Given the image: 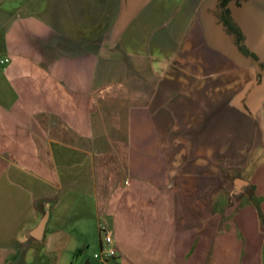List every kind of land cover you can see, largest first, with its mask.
<instances>
[{"label": "crops", "instance_id": "0c3cea01", "mask_svg": "<svg viewBox=\"0 0 264 264\" xmlns=\"http://www.w3.org/2000/svg\"><path fill=\"white\" fill-rule=\"evenodd\" d=\"M217 3L0 0V264H59L74 233L99 264H264V70ZM228 6L264 63V0ZM121 14L124 60L150 56L153 84L100 64ZM238 168L251 196L228 207L205 169L236 188Z\"/></svg>", "mask_w": 264, "mask_h": 264}, {"label": "rangeland", "instance_id": "374dc122", "mask_svg": "<svg viewBox=\"0 0 264 264\" xmlns=\"http://www.w3.org/2000/svg\"><path fill=\"white\" fill-rule=\"evenodd\" d=\"M116 20L117 22L110 26V28L103 34V39L100 40V64H102V67L108 72V79L132 81L145 80L148 85L151 83L153 84L154 81L161 77L153 70V60L150 56L141 58L130 56L128 59L124 60L125 50L123 48L122 32L128 24L123 22L126 20V17L122 14L116 18ZM251 156L252 152L251 147L249 146L248 150L242 153V157L247 160V163L249 162V166H251ZM222 171L223 170H221V172ZM250 172L251 169L249 168L245 173H242V170H239L238 168V181H243L244 184H239L235 188L231 182L225 184L220 182L214 172L210 173L208 169H205L207 177H210V191L224 193L230 200V204L227 205L228 207L233 206L236 202L235 196H237V192L242 191L238 195V197L241 196V198L242 196H251L250 185L247 183V180H245L250 177ZM222 174L227 175L224 171ZM77 235V233H74L72 244L67 251L63 253L59 264H99V262L93 257L94 254L99 251L98 239L95 237V242H91V238L87 233H83L80 237H77Z\"/></svg>", "mask_w": 264, "mask_h": 264}, {"label": "trees", "instance_id": "16d2710c", "mask_svg": "<svg viewBox=\"0 0 264 264\" xmlns=\"http://www.w3.org/2000/svg\"><path fill=\"white\" fill-rule=\"evenodd\" d=\"M245 1L248 0H218L215 17L223 32L229 37L238 52L242 56L256 63L258 69L261 71L264 70V63L246 47L244 35L238 25L234 22L228 6L231 2L236 6H239Z\"/></svg>", "mask_w": 264, "mask_h": 264}, {"label": "built area", "instance_id": "2783aa9c", "mask_svg": "<svg viewBox=\"0 0 264 264\" xmlns=\"http://www.w3.org/2000/svg\"><path fill=\"white\" fill-rule=\"evenodd\" d=\"M4 62V61H3ZM6 62V60H5ZM99 233L102 235V247L100 253L103 258H112L115 256V250L112 246V235L105 224L100 223Z\"/></svg>", "mask_w": 264, "mask_h": 264}, {"label": "water", "instance_id": "95a60500", "mask_svg": "<svg viewBox=\"0 0 264 264\" xmlns=\"http://www.w3.org/2000/svg\"><path fill=\"white\" fill-rule=\"evenodd\" d=\"M239 184H244V182L243 181H238V180L235 181V185L236 186L239 185ZM47 220H48V212L45 213V215L43 216V218L41 219V221L39 222L37 227L32 231L31 236L34 239H36V240L42 239Z\"/></svg>", "mask_w": 264, "mask_h": 264}]
</instances>
